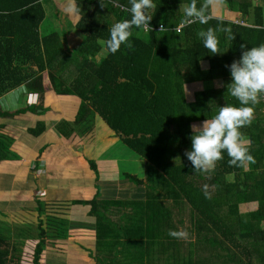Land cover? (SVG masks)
Here are the masks:
<instances>
[{"label":"trees","instance_id":"obj_1","mask_svg":"<svg viewBox=\"0 0 264 264\" xmlns=\"http://www.w3.org/2000/svg\"><path fill=\"white\" fill-rule=\"evenodd\" d=\"M47 1L0 0V98L21 86L27 94H42L46 73L55 94L80 99L73 122L60 120L54 126L57 133L67 138L89 120H101L144 161V181L122 174L144 197L104 201L97 200L96 193L90 200H63L51 208L36 200L35 228L25 219L10 230V224L0 220V264H22L26 241L34 244L31 264H42L48 246L68 239L70 217L76 218L73 210L66 216L68 208L76 206L87 207L83 224L95 239L88 256L92 264H264V104L247 105L254 108V119L240 129L250 138L249 151L256 159L250 170L230 167L225 151L214 170L195 173L184 155L191 150L192 124L212 119L225 105L244 106L228 90L232 79L226 65L239 61L242 51L264 45V9L251 0H223L220 8L208 6L207 24L185 26L184 7L191 0H152L156 5L150 10L152 31L133 27V47L122 44L113 54L106 48L109 29L131 19L130 0H76L81 12L74 27L83 40L69 52L58 29L41 28ZM205 3L197 0V7ZM223 6L231 17H213L212 12ZM236 14L238 23L232 17ZM209 27L221 29L219 53L206 49L197 35ZM242 44L246 48L241 49ZM213 80L221 81L219 88L205 83L204 89L187 92L190 83ZM36 109L28 105L10 111L0 103V120ZM5 127L0 123V163L20 160L10 149L13 139ZM44 130L39 121L27 132L38 137ZM88 165L97 172L95 161L88 160ZM204 185L209 186L210 199ZM251 204L252 210L241 211ZM107 205L128 207L130 213L123 212L113 222L104 213ZM4 206L0 198L1 217ZM184 210L189 211L190 230L184 226ZM176 222L190 233L188 240L194 232L190 250H181L182 243L168 235Z\"/></svg>","mask_w":264,"mask_h":264},{"label":"rangeland","instance_id":"obj_2","mask_svg":"<svg viewBox=\"0 0 264 264\" xmlns=\"http://www.w3.org/2000/svg\"><path fill=\"white\" fill-rule=\"evenodd\" d=\"M251 1H252V4L254 5H257L259 2V0H251ZM66 2L67 0H48L45 4L43 2L46 8V19L43 22L41 28L47 29V30L58 29L59 30L58 32H61L62 34L60 37H61V40L64 46V50L69 52V51H72L73 48L76 47L77 44H79L83 40V35H81L74 27V23L79 18V15H69L64 12V7L66 5ZM215 7L220 8L221 5L220 7L219 6H215ZM223 8L226 10L225 6H223ZM56 10H57V13H56ZM222 14H225V12L223 11ZM106 15H108L109 19H111L112 22L114 21V17L110 14V12H106ZM205 83H207V86L211 85L210 81L190 83L189 85H187L188 86V88H186L187 92L189 94H192L194 91L202 90L206 87ZM42 85L44 87V92L45 90L50 91L49 81L47 79L46 73L43 74ZM215 85L217 86L216 88L220 87L219 86L220 84L217 81L213 83L212 87H214ZM20 89L22 91H20ZM20 89L18 88V89H15L5 94L1 98L2 100L0 101V103L3 106H5V108H7L8 110L14 111L16 109L25 108L29 104L33 103V101L35 100V104L36 105L41 104L42 109H44L43 106L45 104H44L42 96H41L42 99L41 98L39 99V97H37L36 99L35 94H33L35 95V98H34L32 94H27L24 88H20ZM37 95L39 96V94ZM63 100L65 101L62 104H58L52 107L49 106L48 108H46L47 113L45 114L46 115L50 114V115H47V117L44 118V120H47L48 122L49 120L53 119L52 122L50 121V124L56 123L60 119L61 115L63 114L62 113V111L64 110L63 107H66L69 110H71L68 112L67 111L64 112L66 116L69 114H72L73 111L76 110L77 108L76 102L79 101L78 98H73L71 95L69 97H63ZM73 101L74 102L76 101L75 104ZM39 115L40 117H38L37 113L27 112V113L18 114L14 116L13 119L0 120V123H4V125L6 126V129H4L3 131L6 134H9L8 136L13 139L10 149L14 151L15 153H17L18 155H20L19 157L21 158L20 161L18 162H13V163L6 162L4 164L0 163V172H1L0 173V198L5 204L4 207H1L2 211H4L5 214L2 217L0 216V220H4L8 222L10 224V230L14 229L15 224L16 225L22 224V222H24L25 219L27 220V223H31L33 225V228H35L36 221H37V215L35 216V214H33L32 212L31 213L22 212L23 214H21L20 209L22 208L23 210V209H28L30 207L31 208L34 207L35 205L34 196L39 195V197L41 198L40 200H46L47 196L43 195L42 197L39 194L41 192L40 190L43 188H47V187L51 188L50 186L54 185V183H52L48 177H43L42 179L41 178L38 179L37 184H36L35 181H32V180H31L32 182L31 181L22 182L23 178L22 179L18 178L20 176L14 174L15 172L21 173L22 171H24V169H27L28 166L32 169L33 165H27V161L30 160V162H32L34 159H37L39 155L37 154L36 156L35 154H33L31 147H27L29 145L27 144L28 142H32L33 144L37 143V146L43 145L44 143H48V144L50 143L52 145L58 146V144L57 145L56 143L54 144V141L58 142L59 139H62L61 144H63L62 146L63 149L59 152V154H57L58 158L48 159V167H50L53 170L51 172L61 173L63 174V176H66L69 178L71 177L73 178L74 176L72 175L73 173L70 170L71 169L70 163L72 159H74L73 153L77 152V149H81L82 144H77L79 143L80 140H81L80 143H82L83 141L84 143L83 146L85 144L87 145L83 149V154H85V156H87L89 160L95 161L94 158H96L98 154H104V156H107V157H115V160L117 161L115 162L116 165H113L111 162H108L100 166V163H99V170L97 169V172L88 169V172L92 174V177H87L88 172L85 173V176H84L85 178L81 177V179L84 180L83 183L81 182V186H79V187H83L82 197L86 196L84 195L86 192H90V191H91L90 193L95 192L96 184L93 187L92 186L93 182L94 183L99 182L97 183V188L100 190V194L102 196H111L110 193L109 194L104 193V188L107 183H110L111 181L115 179L113 178L114 171L119 172V174L123 172H127L131 175L137 176L138 179H143L144 181V166H141V163L138 162L140 159L136 157L132 152H130L127 148H125L121 144L119 139L107 128L106 125L103 124L101 120L96 119V118L89 120L91 121L90 123H86L85 126L84 125L78 126L76 129V132L67 138L60 136L57 132H55L56 130H54V128H53V131L56 133L57 137L54 136L52 133L47 135L48 129L45 131L43 135L38 136V137H33L31 134H28L26 132L25 126H33L34 122L37 119L40 120L42 115L44 114L39 113ZM51 115L59 116V117L58 118L50 117ZM194 124L200 125L202 124V122H198ZM46 137L50 139H46ZM81 137L82 139H79ZM78 139L79 141L76 143H72L74 141H71V140L76 141ZM73 144L77 145L76 146L77 148L71 147ZM50 147L52 146L49 145V147L47 148H50ZM80 152H82V150ZM99 156H103V155H99ZM35 162H38V161H35ZM38 164L41 169L44 167L43 164L41 163H38ZM113 168L115 169L113 170ZM14 176L16 177L12 179V177ZM87 180H90L91 187L87 185ZM123 183L127 185H131V188L129 186L128 189L133 190V193L137 191V193L139 194L140 192L139 195L141 196V198L144 197L143 191L138 190V188L135 185H133L131 182H129L128 180H125L123 181ZM86 185L88 187H86ZM109 188L111 189L110 186ZM55 198L67 200L71 197L70 195L68 196L67 192L65 194V191H62L61 196H55ZM130 199L132 200V198L127 197L122 200L131 201ZM133 199H136V198H133ZM167 202L170 203V201H167ZM47 205L50 207L49 204ZM42 207L43 208L46 207V204L43 203ZM253 208H254V204L244 205L241 207V211L243 213H246V211L252 210ZM75 209L76 211H75L74 217L76 218L75 221H78V222H74V221L71 222L70 230H69L71 234L69 235L65 243L57 246V248L64 250L65 252H68V251L70 252V250H76L77 248L75 244H78L82 246L81 247L82 251L85 254L89 255V249H91L92 246L89 244L90 242L88 241L89 237L85 236L84 231L89 230L90 228L79 223V222H84L85 221L84 219L87 220V217L85 216L86 207L76 206ZM127 210H128V207L127 208H124V207L113 208L112 207V208H106L104 213L107 215L108 218L111 217L113 219L118 220L121 217V214L123 212L126 211L127 213H130V211H127ZM188 212L189 211L184 210L183 212H181V214L183 215V220L185 223L184 226H186L190 230V228L192 227L191 226L192 224H189ZM69 216H70V208H68V215L66 217L68 218ZM170 229L171 231H181V230L185 231L182 228V226H180L179 223L177 222L174 223L173 227ZM191 237H192L191 240L180 239L181 241L180 243H182L183 245V248L181 250H185V249L190 250L191 248L190 244L192 243V241H194V237H195L193 231L191 233ZM25 243L26 244L22 249L23 250L22 259H21L22 264H31V256L33 253L34 244L31 241H26ZM1 247H5V246L2 245ZM48 250H49V247H48ZM51 250L52 252L49 251L46 253L45 259L41 261L42 264L44 263L45 264H61L62 263L61 259H59L61 257L60 253H58L57 255V252H54L53 248ZM69 252H68L69 255L70 253H73V252H70V253ZM65 256L63 257V260L65 259ZM90 260L88 261L91 262ZM67 264H74L73 259H69L67 261ZM79 264H82V263L79 262ZM85 264H87V262H85Z\"/></svg>","mask_w":264,"mask_h":264},{"label":"clouds","instance_id":"obj_3","mask_svg":"<svg viewBox=\"0 0 264 264\" xmlns=\"http://www.w3.org/2000/svg\"><path fill=\"white\" fill-rule=\"evenodd\" d=\"M131 19H125L115 23L110 29V38L106 41V48L110 53H116L124 44L128 48L133 45L130 42L132 29L152 31L150 22L153 19L150 10L156 5L152 0H130ZM223 0H206L201 7H197V0L184 7L185 17L183 25L199 22L207 24L210 16L206 14L209 5L219 6ZM64 12L69 15H79L81 9L76 0H67ZM164 26L160 25V31ZM221 29L209 27L198 31L197 35L202 40L203 46L212 53H219V39L217 32ZM246 48L242 44L241 49ZM230 70L232 83L228 86L231 96L235 97L242 107L225 105L219 108L218 113L210 120L202 124L191 125L193 135L191 137V150L185 151L184 155L194 167L195 173H208L215 169L217 161L223 159L226 151L230 158V167L250 170L249 166L256 163V159L250 154L251 140L240 129L252 124L254 119V108L247 106L260 102L264 94V45L251 47L242 51L239 61L226 65ZM23 88V86H21ZM230 179L235 182V173L230 174ZM208 185H204L206 198H211ZM169 235L176 239L188 240L189 233L186 231H170Z\"/></svg>","mask_w":264,"mask_h":264},{"label":"crops","instance_id":"obj_4","mask_svg":"<svg viewBox=\"0 0 264 264\" xmlns=\"http://www.w3.org/2000/svg\"><path fill=\"white\" fill-rule=\"evenodd\" d=\"M257 5L261 6L264 9V0H259V2H258ZM223 9L224 8H221V10H217V11L212 12L213 17H216V18H219V19H224V20L225 19H229L231 17V15H229L226 12V10L225 9L223 10ZM223 11L225 12V14H222ZM214 13H215V15H214ZM232 17L235 19V22H237V23L240 22L239 21L240 17H239L238 14H236L235 16H232ZM78 20H79V18L75 21V23ZM75 23H74V25H75ZM206 65H207L206 63H203L202 64L203 68H206ZM47 79L49 81L48 76H47ZM215 81H217L221 85V81L220 80H213V81H211V86H213V83ZM49 86H50V91H48V90L46 91L45 90V92L42 93V94H39V96L37 94H35L36 95V99H37V97H39V99L40 98L42 99V97H43V101H44V104H45L44 105L45 107L43 106L44 109H42V105L41 104L36 105L35 104V100L33 101V103H31L29 105H34V106L38 107V109H36V112H35V113H37L38 117H40L39 113L44 114V115H42V117H41L40 120L37 119L34 122V125L37 122H39V121L44 122V124H45V130H44V132L41 135H43L45 133V131L48 129L47 135H49L50 133H52L54 136L57 137V135L55 133L57 131H55V132L53 131L54 126L59 122V120H63V118H64V120L68 119L67 121L69 123H72L73 122V120L75 118V115H76V111H77V109L79 107L80 99L78 98L79 99L78 102L75 101L76 102V105H77V108H76L75 111H73L72 114H69V115L66 116L64 114V112L65 111L68 112V111H71V110H69L66 107H63L64 110L62 111L63 114L61 115L60 119L56 123H51L50 124V121L52 122L53 119L52 120H49L48 122H47V120H44V118H46L47 115H50V114H47V115L45 114V113H47L46 112L47 111L46 108H48L49 106L52 107V106H56L58 104H62L65 101V100H63V97H69V96H62V95L60 96V95L55 94L54 91L51 89L50 81H49ZM214 87L216 88L217 86L215 85ZM20 91H22V90L20 89ZM35 95H33L34 98H35ZM72 97L73 98H77L75 96H72ZM1 98H0V101L2 100ZM75 102H74V104H75ZM37 110H39V111H37ZM50 117L58 118L59 116H53V115H51ZM55 121H56V119H55ZM33 126H25L26 132H27V129L28 128L33 127ZM49 128H51V129H49ZM5 129H6V127H5ZM75 132H76V130L74 131V133ZM46 139H50V138L46 137ZM79 139H82V137L79 138ZM79 139L76 140V141L75 140H71V141H74L72 143H76V142L79 141ZM61 142H62V139H59L58 142H55L54 141V144L56 143V145L58 144V146L52 145L50 143L49 144L48 143H44L43 145H40V146H37V143H34V144L32 142H28L27 143V144H29L27 147H31V150L33 151V154H35L36 156H37V154H39V155H38L37 159H34L32 161L34 163L30 162V160L27 161V165H33L32 166V169L28 166L27 169H24V171H22L21 173H16L15 172L14 174L15 175H19L20 177H18V178H21V179L23 178L22 179V182H28V181H31L32 180V181H35V183L37 184L38 179H40V178L42 179L43 177H48L49 180L52 183H54L53 186H50L51 188L47 187V188H43V189L40 190L42 193L40 192L39 194L42 197H43V195L44 196H47L46 197L47 199L46 200H40L41 198L39 197V195L37 193L38 196H34V203H36V200H37V201L45 202V204H49L50 205V204L55 203V202L63 201L64 199L62 200V199L55 198V196H61L62 191H65V194L67 192L68 193V196L70 195L71 198H69L67 200H90V199H92L95 196L96 193L99 194V197L97 198V200H104V201H111V200H114V201L120 200L121 201L122 199L127 198V197L128 198H132V200H141L142 199L141 196L139 195L140 192H139V194L137 193V191H135L133 193V190L128 189L129 186L131 188V185H127V184L123 183V181H125V179L122 178L123 177L122 176L123 173L119 174V172H117V171H114L113 172V178H115V179L113 181H111L110 183H107L106 186H105V188H104V193L105 194H109L110 193L111 196H102L100 194V190L97 188V183H99V182H97V183H94L93 182V185H92L93 187L96 184V187H95L96 190H95V192L94 193H90L91 191L90 192H86L84 194L86 196L85 197H82V189H83V187H79V186H81V182L83 183L84 180H82L81 177L85 178L84 177L85 176V173H87L88 172V169H90L89 168V165L87 163L88 160H89V158L87 156H85V154H83V149L87 145L85 144L83 146L84 143H83V141H82V143H80L81 140L79 141V143H77V144H82V146H81V149H77V152L73 153V158L74 159H72V161L70 163V168H71L70 170L73 173L72 175H74V176H73V178L72 177L69 178V177L63 176V174H61V173L51 172L53 170L50 167H48V159H50V158H58L57 157V154H59V152L63 149L62 148L63 144H61ZM49 145H51L52 147L47 148V147H49ZM76 146L77 145H74L73 144L71 147L77 148ZM35 150H36V152H35ZM81 150H82V152H80ZM99 155H103L104 156V154H98L96 156V158H94L95 159V162H96V169L99 170V163H100V166L103 165V164H105V163H108V162H111L113 165H116L115 162H117V161L115 160V157H107V156H104L103 157V156H99ZM18 161H20V160H17V161H9V162L8 161H3L1 163L2 164L6 163V162L7 163L12 162L13 163V162H18ZM35 161H38V162H35ZM138 162L141 163V166H144V161L143 160L140 159ZM38 163L43 164L44 167L41 169ZM46 166H47V168H46ZM114 169L115 168H113V170ZM15 177L16 176L12 177V179H14ZM87 177H92V174H90L88 172ZM87 185H89L91 187L90 180H87ZM87 185H86V187H88ZM109 186L111 187V189L109 188ZM138 190H140V189H138ZM131 193H133V194H131ZM133 198H136V199H133ZM122 201L123 202H129V201H125V200H122ZM36 206L37 205L35 204L34 207H36ZM34 207H32V208H34ZM106 207L107 208H112V207L113 208H117L118 206H112V205L109 206V205H107ZM32 208L30 207V209H31L30 212L29 211H23L21 209H20V212H21V214H23L22 212H26V213H31L32 212L36 216L37 213ZM50 208H51V205H50ZM69 208H70V210H73L74 211V214H75L76 209L74 207L73 208L69 207ZM127 211H129V208H128ZM110 219L113 222H116V219H113L111 217H110ZM70 220H71V222L74 221V220H72L71 217H70ZM74 222H78V221H74ZM79 223H81L82 225H84L83 224L84 222H79ZM121 224H123V223H121ZM84 232H85L84 233L85 236H87V237L90 238V239L88 238V241H90L89 244L92 246L94 244V240H95L94 239L93 232L91 231V229L86 230ZM70 234L71 233L69 232V235ZM176 240H177V242H181L180 239H176ZM55 243H56V246H53L54 247L53 249H54V252H57V255H58V253H60V256L62 257V258L61 257L59 258V259H61V262H62L61 264H67V261L69 259H73L74 264H79V262H81L82 264H85V262H87V264H92L93 263V261L88 258L89 255L85 254L82 251V248H81L82 246L81 245L75 244L77 249L76 250H70V252H73V253H70L68 251L70 253V255H69L68 252H65L64 250H61L59 248H56L57 246L63 244V242H61V241H55ZM48 247H49V250H48ZM48 247L44 250V252L42 254L43 259H45V256H46V253L47 252H49V251L52 252V250H51L52 247H50V246H48ZM56 249H58L59 251L56 250ZM64 256H65V259L63 260V257ZM88 260H90L91 262H89Z\"/></svg>","mask_w":264,"mask_h":264},{"label":"built area","instance_id":"obj_5","mask_svg":"<svg viewBox=\"0 0 264 264\" xmlns=\"http://www.w3.org/2000/svg\"><path fill=\"white\" fill-rule=\"evenodd\" d=\"M182 25H180L176 30L179 31L181 29ZM160 29V27H159ZM262 97H264V94H262ZM261 103L264 104V98H261L260 99ZM263 109H264V106H263Z\"/></svg>","mask_w":264,"mask_h":264}]
</instances>
